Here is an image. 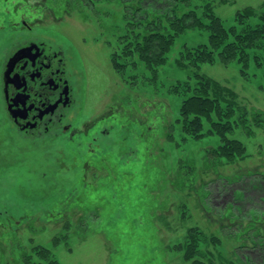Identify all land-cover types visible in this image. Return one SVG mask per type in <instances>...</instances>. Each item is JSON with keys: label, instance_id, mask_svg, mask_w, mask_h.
Instances as JSON below:
<instances>
[{"label": "rangeland", "instance_id": "rangeland-1", "mask_svg": "<svg viewBox=\"0 0 264 264\" xmlns=\"http://www.w3.org/2000/svg\"><path fill=\"white\" fill-rule=\"evenodd\" d=\"M170 1L177 15L194 11L204 25L214 15L225 29L237 31L255 28L258 19L238 27L236 14L247 8L259 12L264 4ZM130 4L0 0V41L13 27L20 31L15 35L60 41L81 77L82 107L75 126L81 129L99 119L107 130L98 151L91 153L86 137L83 149L64 139L39 150L11 141L0 127V224L6 213L12 221L6 233L0 229V264H190L177 247L193 227L220 240L205 248L201 244L214 264H264V250L253 251L247 239L251 218L264 212V59L258 67L250 57L244 75L237 61L197 67L183 61L180 67L188 51L208 45V31L192 29L175 39L165 65L155 74L148 72L136 59L123 56L135 36L127 27ZM252 55L262 58L257 51ZM113 57L125 65L122 72L113 69ZM197 74L225 86L236 95L238 107L261 116L260 122L247 117L248 132L238 127L225 136L245 146L243 160L228 164L222 159L210 167L207 155L224 137L193 140L183 134L179 111L197 88ZM203 124L206 132L209 125ZM249 172L256 176L237 181ZM237 206L243 228H228Z\"/></svg>", "mask_w": 264, "mask_h": 264}, {"label": "trees", "instance_id": "trees-1", "mask_svg": "<svg viewBox=\"0 0 264 264\" xmlns=\"http://www.w3.org/2000/svg\"><path fill=\"white\" fill-rule=\"evenodd\" d=\"M84 1L72 0V3L82 5ZM125 2L133 3L125 8V12L127 27L133 30L129 35L135 36H132V42L126 45L123 56L126 59H136L148 72L155 74L156 69L165 65L167 55L175 39L185 31L192 29L207 30L209 33L208 45L188 51L187 55L184 56L185 58L183 57L179 60L182 61L178 63L180 67L185 66L183 61H188L193 67L201 64H210L215 60L225 65L237 61L242 66L241 74L244 75L245 71L248 70L250 57L253 58L254 63L258 67L261 64V59H264V4L259 12L252 8H247L242 13L238 12L236 14L238 27L243 26L247 20L253 18L258 19V24L255 28L248 26L241 31H237V27L225 29L220 19L214 15L207 17L209 25H204L194 11L177 15L170 0H125ZM139 29L142 30L140 34L135 32V30ZM253 51L262 54V58L257 55L251 56ZM136 61L131 65L134 68L137 67ZM112 66L119 73L125 69V65L117 63L114 57ZM196 79L198 81L197 88L182 103L179 111L183 134L193 140H199L204 136L214 134L221 138L224 137L223 144L217 149H211L207 155L210 167L211 165L217 167L222 164V159L226 160L228 164L243 160L246 157L245 146L240 141L227 139L225 136L234 132L238 127L246 129L245 125L248 116L255 122H260L261 116L257 113H249L244 108L238 107L236 95L225 86L198 74ZM235 115H238L236 120L234 119ZM203 122L209 125L206 132H204ZM98 147L95 149V153L98 151ZM250 175L256 176V173L249 172L248 176L243 175L242 179L238 177L237 181L243 182L250 178ZM240 200L238 201L243 202V198ZM262 200L264 202V199ZM236 211L237 213L232 214V216L236 214L234 216L236 219L228 220L230 226L226 225V227L230 228L232 227L231 224H234L242 229L243 221L241 218L240 220L237 219L242 215V209L237 206ZM262 214L255 216L258 218H251L254 223L250 228H248L249 224L247 226L249 232L247 239L251 240L250 249L253 251L256 249L264 250V212ZM0 217L2 218L3 216ZM10 217L6 213L4 219L1 220L0 229L5 233L12 223ZM184 239V243L177 247L178 250H183L184 260L190 262V264H214L210 251L202 252L200 248L201 244L204 245V248L218 244L220 240L217 237H207L199 229L193 227L187 231ZM245 247L243 246L242 248ZM205 257H209L207 263L205 262V259H207ZM29 264L41 263H32L30 261ZM228 264L234 263L229 262Z\"/></svg>", "mask_w": 264, "mask_h": 264}, {"label": "flooded vegetation", "instance_id": "flooded-vegetation-1", "mask_svg": "<svg viewBox=\"0 0 264 264\" xmlns=\"http://www.w3.org/2000/svg\"><path fill=\"white\" fill-rule=\"evenodd\" d=\"M16 28L0 41V127L11 141L19 139L39 150L64 139L81 146L86 137V150L95 152L107 130L99 119L81 129L75 126L82 107L81 77L68 49L56 38L51 42L38 35H15L20 34ZM91 130L96 132L89 135Z\"/></svg>", "mask_w": 264, "mask_h": 264}]
</instances>
